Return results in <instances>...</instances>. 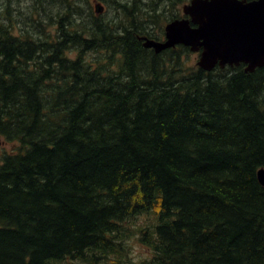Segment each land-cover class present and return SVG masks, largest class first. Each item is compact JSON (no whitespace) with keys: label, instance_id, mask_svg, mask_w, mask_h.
<instances>
[{"label":"trees","instance_id":"16d2710c","mask_svg":"<svg viewBox=\"0 0 264 264\" xmlns=\"http://www.w3.org/2000/svg\"><path fill=\"white\" fill-rule=\"evenodd\" d=\"M54 1L57 40L0 25V137L20 144L0 159V264H95L154 209L147 264H264V68L185 72L189 47L146 48L144 19L187 0L134 3L123 27Z\"/></svg>","mask_w":264,"mask_h":264},{"label":"water","instance_id":"95a60500","mask_svg":"<svg viewBox=\"0 0 264 264\" xmlns=\"http://www.w3.org/2000/svg\"><path fill=\"white\" fill-rule=\"evenodd\" d=\"M102 3L95 12L103 13ZM186 18L169 22L163 41L142 37L157 54L178 45L200 53L198 67L211 72L245 65L246 72L264 68V0H191L183 6ZM264 186V169L258 171Z\"/></svg>","mask_w":264,"mask_h":264},{"label":"rangeland","instance_id":"374dc122","mask_svg":"<svg viewBox=\"0 0 264 264\" xmlns=\"http://www.w3.org/2000/svg\"><path fill=\"white\" fill-rule=\"evenodd\" d=\"M79 3V7L82 11L79 18L83 19L85 23H90L94 17L101 19L102 21H109L116 24L123 25L132 24V14L125 16L124 13H130L133 10L134 3H137L139 9H143L147 12L155 4L153 0H76ZM102 3L106 7V11L103 15L97 16L95 13V4ZM185 2V1H184ZM187 0L185 3L178 4L177 6L171 5V3H164L161 7L163 14L172 13L179 19L185 18L183 13V6L189 3ZM125 5H128L126 8ZM54 0H0V25L1 26H14L13 34L21 38L25 33H29L33 30L34 22L37 19H42L46 24V34L50 36V40H57L58 29L54 23L50 21L52 15H56ZM102 14V13H101ZM128 21L125 19V17ZM172 16V15H171ZM122 20V22H121ZM145 23H152L153 26L148 31L158 40L164 38L165 27L169 23L163 20V16L159 17L157 22H151L147 17L144 19ZM39 39V37H37ZM42 39V37H41ZM79 54L78 50H70L68 55L73 59L77 58ZM101 54L92 52L87 53L85 58L87 62H95ZM200 54L189 51L184 55H181L179 60L181 71L189 72L195 68H199L197 62ZM105 63V61H102ZM20 144L18 142H7L4 138L0 137V159L4 155L18 153ZM158 224V209L143 213L133 219H128L122 223V227L125 229L124 234L119 236L120 249L118 253H111L108 258L99 260L95 264H147L149 263L154 253L146 244V234L153 230ZM148 231V232H147ZM122 247V248H121ZM89 254L86 259L67 260L65 263L60 264H94Z\"/></svg>","mask_w":264,"mask_h":264},{"label":"flooded vegetation","instance_id":"af4514ba","mask_svg":"<svg viewBox=\"0 0 264 264\" xmlns=\"http://www.w3.org/2000/svg\"><path fill=\"white\" fill-rule=\"evenodd\" d=\"M162 40H164V38ZM158 41H161V40H158Z\"/></svg>","mask_w":264,"mask_h":264}]
</instances>
